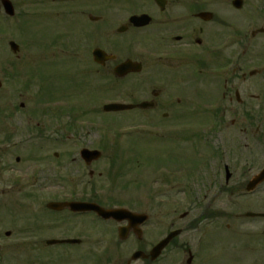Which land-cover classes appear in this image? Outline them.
<instances>
[{
    "label": "flooded vegetation",
    "instance_id": "1",
    "mask_svg": "<svg viewBox=\"0 0 264 264\" xmlns=\"http://www.w3.org/2000/svg\"><path fill=\"white\" fill-rule=\"evenodd\" d=\"M10 1L15 15H6L3 0L0 14L6 22L13 18L22 22L30 0ZM45 19L61 25L54 39L65 40L71 32L77 35L69 39L73 45L88 43L86 49L64 43L60 50L74 57L79 67L85 64L80 70L83 80L109 90L120 87L133 104L150 106L136 110L145 114L144 125L154 127L158 137L168 131L165 138L171 139L185 121L184 140H194L190 134L194 112L204 119L202 134L208 146L201 162L190 168L182 189L185 196H194L196 186L203 199L208 198L197 220L183 230L193 232L200 219L203 228L195 243L179 240L181 234L157 259L136 261L130 256L133 248L149 255L165 239L160 228L153 242L144 241V232L132 226L127 234L133 241L116 239L127 222L108 221L93 232L69 228L41 234L38 226L18 230L19 192L44 200H64L67 195L69 200L95 199L96 163L88 164L81 156L65 160L59 163L57 178L46 186L45 165L53 164L45 162L50 130L1 127L0 253L17 248L21 231L39 239L35 247L45 244L50 250L46 253L53 256L45 255L44 264H264V0H45ZM96 49L104 53L99 61L93 55ZM128 62L136 66L124 75L116 73ZM14 86L15 81L11 89ZM1 99L0 123L12 124L17 112L14 98H4L7 104ZM231 106L233 135L225 128ZM71 148L80 153L89 149ZM18 153L26 171L18 169ZM258 178L263 181L249 191ZM69 213V220L76 218ZM90 216L102 222L95 214ZM180 229L171 222L167 235ZM80 238L73 245H49L53 240ZM75 249L88 254L86 263L75 257ZM5 260L16 264L14 257L0 254V264Z\"/></svg>",
    "mask_w": 264,
    "mask_h": 264
},
{
    "label": "rangeland",
    "instance_id": "2",
    "mask_svg": "<svg viewBox=\"0 0 264 264\" xmlns=\"http://www.w3.org/2000/svg\"><path fill=\"white\" fill-rule=\"evenodd\" d=\"M19 7L22 10L23 7L20 5ZM59 30H61V25L45 19V0H30L28 10L27 12L25 11L22 23L18 26L6 22L4 16L0 14V96H2L1 101L5 102V104L7 103L4 98L6 99L11 95L14 98V103L18 109L15 127L32 131L54 129V131L65 134L64 138L60 137L58 139L60 143H56L55 139L57 140V137L50 132L53 137H49V143L45 146V162H53V164L45 165V185L48 186L47 183L50 184V180L57 178L59 163L66 159L64 155L78 156L77 152L72 151V145L82 143L95 147L102 145V142H104V144H107L108 151L102 156V160L98 162L96 166L97 173L95 174L96 183L104 185V187L102 186L104 191L109 192L107 197H103L102 203L104 206H109L108 204L123 205L125 208H131L130 210L134 212L149 215V222L144 229V241H156L159 228L162 231V236H166L170 230L171 222L174 221L178 223V227L184 229L193 220H197L201 209H204L203 206L208 200V198L206 200L203 199L202 193L198 192L196 186L193 191L195 203H193V200V202L188 200L182 191L185 178L187 175L189 176L190 168L194 169L196 164L201 162L204 157V151L208 146L205 143L206 136L204 137V134H202L204 119L194 112L193 120L191 121V129L193 131L190 133L194 135V140L191 139V141H185L181 136H178L187 137L186 130L182 127L186 125L185 121L172 133L174 140L172 136L171 139H169L170 136L165 138L166 134L169 133L168 131L162 134V138H157L148 133H142L144 135L138 134L139 132L132 129L124 130L125 128H138L137 125L143 123L141 119H144L145 114L140 110L103 114L102 110L99 109L101 112H95L94 109L105 97L125 98L127 100L129 98L124 95H118L121 91L116 88L109 90L86 79L83 82L80 70H83L82 68L85 67V64H81V67H79L80 63L76 62V59L57 53L60 47H55V45L50 47L53 42L51 41L53 34ZM73 30L75 31V29ZM7 33L18 39L16 41L21 49L17 57L9 51V45H6L3 40ZM66 34L73 40L77 36L71 32ZM64 39L65 41L63 42L71 43L70 48L78 47L73 45L75 43L73 40ZM87 45L88 43H83L81 47L86 49ZM57 46L63 45L57 43ZM29 75L34 76L35 79L31 80L33 77L30 78L28 77ZM9 77H11L12 81ZM14 81L15 86L12 90L11 87L12 84L14 85ZM29 81H31V84L24 90L23 86H26ZM36 94H38L39 100L32 97L33 95L36 96ZM41 97L52 99V105L49 104L52 106L51 112L47 111L46 106V102L50 100H40ZM20 104H24V107H21ZM71 108L76 109L69 112L66 117L62 115V109L63 111H70ZM42 111L45 113V118ZM55 112L57 114H54ZM228 112V116L225 119V128L228 134L233 135L234 127L231 121L234 115L232 106ZM47 114L51 115V117H46ZM67 116L79 118L83 124L95 120L94 123L96 124L93 128L97 130H92L91 132L90 130H85L84 132H86L87 136L85 133L77 136L75 132L68 131L64 126L65 122L68 121ZM73 122L76 127L80 126V121L74 120ZM118 132L120 137L117 136ZM57 134L55 133V135ZM122 134H126V136ZM190 152L191 154L188 158ZM54 153H58L59 157L55 158L53 156ZM20 154L22 155V153ZM20 154H17L21 158V165L18 166V169L26 171L25 168L28 166L22 162L24 161L23 155L21 156ZM31 157L33 158V155ZM134 157L138 159L135 162V166H138L136 170L129 163L130 158ZM159 165L164 168L160 170ZM98 174H101V176H98ZM130 182L133 185L127 190L118 189L120 184H128ZM117 184L119 185L118 188L115 186ZM50 185L49 188H53ZM159 187L162 190L157 191ZM66 192L68 191L66 190ZM23 193L19 192L16 201L18 230L24 223L27 224L28 222L31 227L32 224L38 222L39 227H42L41 234L44 231L51 233L54 229L63 231L69 228L93 232L100 226L94 221L92 216L69 220L66 216H62L66 214L62 213V215L55 216L52 214L53 212L43 211L51 198L48 197L45 200L36 199L35 197H29L28 193L26 195H23ZM159 193H162V195L159 196ZM109 197L113 199L109 200ZM59 200L62 201L61 199ZM129 206H133V208ZM32 213H35L36 216L32 217ZM184 213H189V215L187 218L181 219L180 215ZM59 222V225L52 226L53 223ZM200 228H203L202 223L199 224ZM98 230L100 229L98 228ZM199 235L200 231L185 232L183 230L179 240L195 243L198 241ZM128 241H133V238H129ZM36 242L38 244L41 243L39 239L29 234L24 235L21 231H18V246L15 249L16 251H14L15 254L10 255V253H7L2 255L7 258L10 256L16 257L18 264H44L45 255H53L46 253L50 250L45 249L43 245L34 248L33 243ZM129 246L133 247V244H129ZM135 250L136 248L132 249V251ZM75 257L82 258L84 263L89 258L88 254H85L83 250L77 249H75ZM35 259H39V261Z\"/></svg>",
    "mask_w": 264,
    "mask_h": 264
},
{
    "label": "water",
    "instance_id": "3",
    "mask_svg": "<svg viewBox=\"0 0 264 264\" xmlns=\"http://www.w3.org/2000/svg\"><path fill=\"white\" fill-rule=\"evenodd\" d=\"M130 108H132V106L112 105V106H108L105 109L107 111H118V110L130 109ZM55 207H58L59 209L60 208H64V207H70L71 209H73L75 211H85V210L97 211L103 217H107V218L108 217H113V218L118 219V220H121V219H124V218L135 219V218H133L131 216L129 217V215H127V212L114 211V212L107 213V212H103L98 207H95V206H92V205H87V204H62V205H56ZM137 222H139V220ZM175 235L176 234H174L173 236H175ZM159 248H161V247H159Z\"/></svg>",
    "mask_w": 264,
    "mask_h": 264
}]
</instances>
